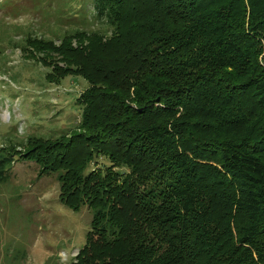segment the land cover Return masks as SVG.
Instances as JSON below:
<instances>
[{
  "label": "trees",
  "instance_id": "1",
  "mask_svg": "<svg viewBox=\"0 0 264 264\" xmlns=\"http://www.w3.org/2000/svg\"><path fill=\"white\" fill-rule=\"evenodd\" d=\"M92 2L105 31L76 29L62 41L104 37L125 49L113 62L89 61L79 129L48 140L40 160L59 172L64 203L91 212L69 264H166L139 259L162 243L174 263L208 253V264H249L256 253L264 264V0ZM70 49L77 57L60 60L75 73L84 46ZM208 110L235 126L258 118L255 144L210 136L187 119L202 120ZM211 152L219 166L206 161ZM14 156L0 150V185L10 180ZM99 157L110 165L90 168ZM207 200L244 214L238 239H224L222 252L205 224Z\"/></svg>",
  "mask_w": 264,
  "mask_h": 264
},
{
  "label": "rangeland",
  "instance_id": "2",
  "mask_svg": "<svg viewBox=\"0 0 264 264\" xmlns=\"http://www.w3.org/2000/svg\"><path fill=\"white\" fill-rule=\"evenodd\" d=\"M87 10L91 14L85 15ZM92 14V0H0V150L15 155L10 180L0 185V264H69L85 243L90 209L87 205L77 211L69 208L62 199L59 172L46 170L40 160L48 140L64 141L67 137H60L62 134L79 129L80 99L91 84L86 76L89 61L107 64L125 49L120 43L105 44L104 37L89 43H84V35L62 41L64 33L76 29L104 32V21L93 19ZM78 45L84 46L79 51L82 66L73 73L60 59L77 57L70 48ZM87 47L91 48L89 59ZM203 114L207 115L202 120L193 115L185 118L205 127L201 132L210 136L217 133L237 142L248 141L249 146L255 144L258 133L251 130L258 118L235 126L216 120L209 110ZM209 156L206 161L219 166L217 152ZM97 165L108 167L110 162L99 157L90 168ZM223 205L208 200L203 205L209 233L213 239L221 238L212 240L219 252L224 239L236 242L237 225L244 220V214L235 211L230 202ZM193 248L200 247L194 244ZM169 252L162 243L139 259L166 264H208L212 259L208 253L197 259L187 255L174 263ZM179 252L185 256L190 251L182 245ZM247 262L256 264L257 254Z\"/></svg>",
  "mask_w": 264,
  "mask_h": 264
}]
</instances>
